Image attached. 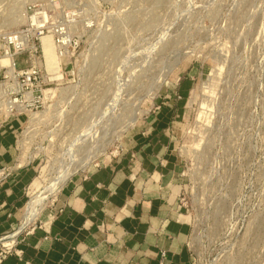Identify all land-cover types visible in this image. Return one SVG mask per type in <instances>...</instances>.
I'll return each instance as SVG.
<instances>
[{
  "label": "rangeland",
  "instance_id": "1",
  "mask_svg": "<svg viewBox=\"0 0 264 264\" xmlns=\"http://www.w3.org/2000/svg\"><path fill=\"white\" fill-rule=\"evenodd\" d=\"M35 12L61 27L65 58L45 33L57 60L42 56V107L23 116L17 165L36 171L22 228L62 176L118 158L185 78L171 137L194 264H264V0H0V26L25 28Z\"/></svg>",
  "mask_w": 264,
  "mask_h": 264
},
{
  "label": "crops",
  "instance_id": "2",
  "mask_svg": "<svg viewBox=\"0 0 264 264\" xmlns=\"http://www.w3.org/2000/svg\"><path fill=\"white\" fill-rule=\"evenodd\" d=\"M158 100L125 151L77 172L18 236L0 264H194L192 224L180 203V162L171 129L189 86L184 78ZM23 116H0V237L22 223L35 166L17 165Z\"/></svg>",
  "mask_w": 264,
  "mask_h": 264
},
{
  "label": "built area",
  "instance_id": "3",
  "mask_svg": "<svg viewBox=\"0 0 264 264\" xmlns=\"http://www.w3.org/2000/svg\"><path fill=\"white\" fill-rule=\"evenodd\" d=\"M30 5L23 3L25 15L32 11ZM37 13L46 15L44 12H35L32 16ZM32 16H28L25 28L7 30L0 26V116H25L42 107V95L45 93L43 88L46 83L38 44L45 33L53 30L56 35L54 42L57 57L59 60L65 58V42L59 24H49L47 18H42L39 14L38 24H35ZM20 56H25V63L29 65L25 71H17L16 63ZM47 79L48 82L56 81L48 77ZM10 174L9 168H1L0 182L6 180ZM25 227L20 225L14 232L0 237V262L6 255L17 254L14 250L15 244Z\"/></svg>",
  "mask_w": 264,
  "mask_h": 264
},
{
  "label": "bare ground",
  "instance_id": "4",
  "mask_svg": "<svg viewBox=\"0 0 264 264\" xmlns=\"http://www.w3.org/2000/svg\"><path fill=\"white\" fill-rule=\"evenodd\" d=\"M41 15V17L43 18H46L45 14L43 13H37L35 14L34 16H32V20L35 24H38V18ZM25 16V15H24ZM40 42H41V51H42V56H43V59H44V62L46 64V66L48 68H51L53 69L55 67V55H54V45L52 43V40H51V36L49 35H44L40 38ZM56 46V45H55ZM57 64V63H56ZM56 69V68H55ZM49 93V92H48ZM47 93V94H48ZM66 179V176H62L57 182L56 184H54L53 186H51L49 189L45 190V192L47 193H53L55 190H58V186ZM51 185V184H50ZM42 195L43 193H39V195H37L35 198H33L30 202H28V207L26 208V213L27 214L25 217H24V224L27 223L29 220L32 219L33 215H34V212H35V208L37 207V205L40 204V199L42 198Z\"/></svg>",
  "mask_w": 264,
  "mask_h": 264
}]
</instances>
